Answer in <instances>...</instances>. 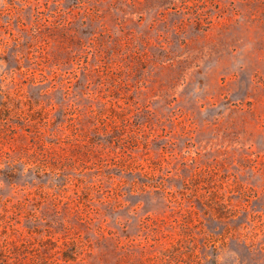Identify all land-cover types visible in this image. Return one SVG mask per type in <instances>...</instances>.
Segmentation results:
<instances>
[{
	"label": "rangeland",
	"instance_id": "rangeland-1",
	"mask_svg": "<svg viewBox=\"0 0 264 264\" xmlns=\"http://www.w3.org/2000/svg\"><path fill=\"white\" fill-rule=\"evenodd\" d=\"M0 264H264V0H0Z\"/></svg>",
	"mask_w": 264,
	"mask_h": 264
}]
</instances>
